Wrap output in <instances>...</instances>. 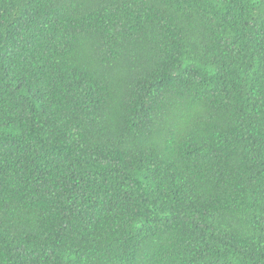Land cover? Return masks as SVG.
I'll return each mask as SVG.
<instances>
[{
  "label": "trees",
  "instance_id": "1",
  "mask_svg": "<svg viewBox=\"0 0 264 264\" xmlns=\"http://www.w3.org/2000/svg\"><path fill=\"white\" fill-rule=\"evenodd\" d=\"M0 264H264V0H0Z\"/></svg>",
  "mask_w": 264,
  "mask_h": 264
}]
</instances>
